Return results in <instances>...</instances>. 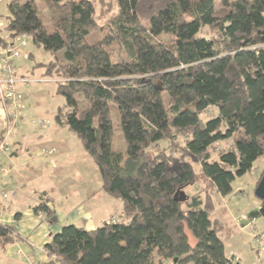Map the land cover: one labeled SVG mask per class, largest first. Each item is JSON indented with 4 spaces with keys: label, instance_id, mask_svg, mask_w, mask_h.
<instances>
[{
    "label": "trees",
    "instance_id": "1",
    "mask_svg": "<svg viewBox=\"0 0 264 264\" xmlns=\"http://www.w3.org/2000/svg\"><path fill=\"white\" fill-rule=\"evenodd\" d=\"M216 2H8L0 50L26 36L51 55L37 66L64 100L55 127L76 138L101 190L122 202L94 230L63 226L43 264H238L226 257L212 193L231 196L233 182L264 162V0ZM92 33L98 41L88 44ZM113 108L124 152L112 149ZM178 191L184 202L173 199ZM32 211L54 222L46 201ZM18 238L15 224L0 223V251Z\"/></svg>",
    "mask_w": 264,
    "mask_h": 264
},
{
    "label": "crops",
    "instance_id": "2",
    "mask_svg": "<svg viewBox=\"0 0 264 264\" xmlns=\"http://www.w3.org/2000/svg\"><path fill=\"white\" fill-rule=\"evenodd\" d=\"M23 78L27 77L23 76ZM25 86L23 83L17 85L22 122L16 127L12 137L9 136L13 148L7 156L0 155V204L3 208L0 223L15 224L19 240L5 251H1L3 258L0 264L47 263L48 258L43 248L49 242L50 237L57 234L63 226L79 225L77 227L94 230L108 222L109 216L113 217L115 213L121 212L120 204L114 203L110 197L105 195L101 190L100 182L89 185L87 181H80L75 187L73 183L65 186L60 182L62 170L65 169L64 173H66L68 165L73 167L78 163L76 159L85 158V154L79 145L70 144L66 136H57L58 129L54 130L56 133L53 137L50 134L43 141L35 140L37 135L31 132L33 127L30 126L33 123L29 122L30 118L26 120L23 118L26 116V106L23 100ZM1 121L4 123L0 111V129L2 128ZM69 139L72 140V137ZM7 146L9 147L8 144ZM5 160L7 163H4ZM18 164H21L20 168L23 167L19 173L15 168ZM219 197L224 205L223 207L219 205V207L224 208V212L219 214L217 211L215 216L219 218L228 215L229 218L230 211L226 209V198L229 196ZM41 201H46L47 206L53 211L54 223L47 222L42 214L34 215L32 208ZM15 214H20V220L17 223L14 222ZM234 222L233 218L231 225L234 226ZM239 230H243V226ZM226 257L235 258L240 264L239 253L226 252Z\"/></svg>",
    "mask_w": 264,
    "mask_h": 264
},
{
    "label": "rangeland",
    "instance_id": "3",
    "mask_svg": "<svg viewBox=\"0 0 264 264\" xmlns=\"http://www.w3.org/2000/svg\"><path fill=\"white\" fill-rule=\"evenodd\" d=\"M9 1L10 0H0V38L6 41H9V37L7 33L4 31V27L6 26L7 18H8L7 4ZM216 3L219 6V0H217ZM86 41L88 44H94L98 41V36L96 35V33H92L86 38ZM12 42L14 48L19 54L18 58L14 60V63L16 64V68L14 67L12 74V76L16 79L15 80L16 82L14 84L15 89H17V85L19 83H22L20 82L21 80L28 81V83H23L26 85L25 86L26 88L24 89V93L22 92L24 95L23 98L24 104L26 106V111H25L26 116L23 118H25L24 120L30 118L28 119L29 122L33 123L30 126L33 127L31 128L32 129L31 132H34L37 135L36 137L37 139L35 138V140L41 139L40 141H43L44 138L48 137V135L51 134L53 137V134L56 133L54 132V130L58 128H55L54 115L57 111V108H59L64 104L63 98L56 94V87L54 80L45 78L44 68L37 66V65L48 64L52 60V57L50 54L46 53L42 48L34 46L30 38L25 39L24 41H22L21 39H14ZM60 56L61 54L58 55V57ZM20 74H22L27 78H23V76L21 77ZM2 91H4V89H2ZM17 95H18L17 107L19 109L17 112V119L13 120L14 122L12 121L13 123L11 124H13L14 127L13 129H11V131H9V134L7 136L6 134L3 135L5 140V146L7 148L8 147L7 144H8L9 147L7 151H0V155L4 154L7 156V154L10 153L11 149L13 148L10 138L12 137L13 135L12 133L14 132L16 127H18L19 123L22 122L20 120L21 115L19 113V111L21 110V107L19 105L20 96L19 94ZM77 99L80 103V106L84 107L85 103L83 102L82 98L78 97ZM0 111L2 112L3 120H4V123L1 121L2 128L0 130L2 129L4 130L7 122V114L5 107H3L1 101H0ZM216 111H217L216 108L208 110V112L202 117L203 120L206 121L209 118L215 117ZM8 112L10 111L8 110ZM111 121L113 126V138H114V144L112 146V149L114 151L124 152L125 146L123 142V137L121 130L119 128L117 111L114 108L111 109ZM49 130L51 132H49ZM56 135L66 136V139L68 138L67 141L70 144L75 143L77 146L78 145L80 146L76 138L66 129H58ZM69 137H72V140L69 139ZM8 138L9 141L7 142ZM228 143H229L228 140H224L219 144H217V148L214 151L215 154L218 149H223L227 147ZM160 147H165V144H161ZM80 149L83 151L82 148ZM76 162L78 163H76V165H74L73 167H71L72 165L70 164L68 165V169L66 170V173H64L65 169H63L62 173H60L61 174L60 182L62 184L66 186L67 184L73 183V186L75 187L76 185H78L77 183L80 181L81 182L87 181L89 185L97 184L98 182L101 183L97 168L92 159H90L85 154V158H80V159L77 158ZM4 163H7V161L5 160ZM20 165L21 164H18V166L15 167L17 168L16 169L17 173H19L23 169V167L20 168ZM263 166H264L263 160H258L255 163L252 172L247 173L243 177L238 178L233 182L232 184L233 194L228 198H226V209H229L230 216L229 218L228 215L226 217L224 215L219 217V219L223 223H225L227 227V232H226L227 239H225L224 241L226 246L225 247L226 252L239 253L241 257L240 264H264V241L261 242L260 244H254L253 246L251 245L253 239L252 236L257 235L258 233L259 234L264 233V218H262L261 216H257L255 218L249 217L250 213H255L260 207V202L256 200L254 197V185L258 180V178L260 177ZM76 171H78V173H76ZM64 176L67 181H65ZM17 191L19 193H22L20 190ZM0 198H1V190H0ZM212 198L215 206V213L217 214V211L219 214L223 213L224 208L221 207H223L224 205L221 201V198L215 193H212ZM111 199L114 201V203L120 204V208L122 212V202L119 199L118 200H115L113 198ZM219 205L221 207H219ZM120 213L118 214L115 213L113 217L109 216L107 218L108 222L114 221L116 219V215H119ZM233 218L235 219L234 222L235 227L231 225V223H233ZM241 226H243V230H239ZM229 256L231 257L233 255H229ZM2 258H3L2 253L0 251V263L2 262Z\"/></svg>",
    "mask_w": 264,
    "mask_h": 264
},
{
    "label": "built area",
    "instance_id": "4",
    "mask_svg": "<svg viewBox=\"0 0 264 264\" xmlns=\"http://www.w3.org/2000/svg\"><path fill=\"white\" fill-rule=\"evenodd\" d=\"M27 39L26 36H22L21 40L24 41ZM19 54L14 48L13 44L8 43L5 49L0 50V101L5 107L7 114V122L5 127L6 136L9 134V131L13 129V120L17 119V97L18 93L15 92V78L12 76L13 74V65L12 61L18 58ZM22 83H28L27 80H21ZM4 87V88H2ZM4 89V91H2ZM2 91V92H1ZM8 110L10 112H8ZM13 121V122H12ZM5 136V137H6ZM8 148L5 146V140L0 143V151H7ZM252 245L260 244L264 241V233H258L257 235L252 236Z\"/></svg>",
    "mask_w": 264,
    "mask_h": 264
},
{
    "label": "water",
    "instance_id": "5",
    "mask_svg": "<svg viewBox=\"0 0 264 264\" xmlns=\"http://www.w3.org/2000/svg\"><path fill=\"white\" fill-rule=\"evenodd\" d=\"M254 196L261 201V206L258 208V210L255 213H250L249 217L250 218H255L257 216H261L264 218V174L262 175L255 191H254ZM176 202H184L187 197L184 192L178 191L175 193L174 198ZM233 259V258H231Z\"/></svg>",
    "mask_w": 264,
    "mask_h": 264
}]
</instances>
